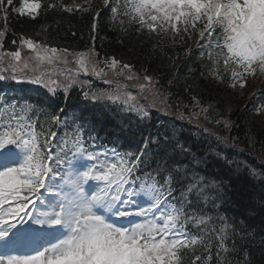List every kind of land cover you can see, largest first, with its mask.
Wrapping results in <instances>:
<instances>
[{"label":"snow or ice","instance_id":"6c2138e0","mask_svg":"<svg viewBox=\"0 0 264 264\" xmlns=\"http://www.w3.org/2000/svg\"><path fill=\"white\" fill-rule=\"evenodd\" d=\"M102 4L108 8L110 0ZM12 5L13 0H0L4 22L0 80L38 85L49 98L61 90L67 94L75 79L66 76L68 83L62 84L52 76L58 65L69 63V57L78 66L76 75L103 78L109 68L114 75L127 71L126 79H139L131 65L115 57L98 59L95 36L93 47L78 53L25 37L20 48L32 53L27 59H22L20 48L3 50ZM21 5L11 8L12 12L33 20L42 9L72 14L92 12L94 6L93 0L81 4L73 0L68 5L63 0L47 5L42 0H21ZM110 11L114 20L117 15L127 17L138 33L170 34L173 44L195 37L200 56L211 62V75L220 82L228 75L232 88L245 87L247 78L258 71L264 74V0H115ZM99 15V11L93 13V32ZM189 54L191 49H185V55ZM144 80L147 83L139 85L141 90L153 82L149 76ZM121 87L126 86L117 84L113 92L83 95L92 101L119 103L127 111L148 117L147 110L130 103L134 96L125 92L121 97ZM42 111L30 101L0 100V264H212L213 241L216 264H231L228 253L236 250L235 239L231 247L227 243L234 235L232 226L210 227V215L188 209L189 194L199 197L203 193V177H193L175 196L173 183L179 167L141 169L142 164L147 166V140L139 152H121L98 146L90 133L85 138L79 124L71 134L66 131L58 138L54 128H66L67 116L44 112L41 119ZM216 123L230 128L227 121ZM176 148L185 150L181 144ZM189 225L198 232L189 231ZM248 258L245 252L244 259Z\"/></svg>","mask_w":264,"mask_h":264},{"label":"trees","instance_id":"16d2710c","mask_svg":"<svg viewBox=\"0 0 264 264\" xmlns=\"http://www.w3.org/2000/svg\"><path fill=\"white\" fill-rule=\"evenodd\" d=\"M65 1L63 3L68 5ZM49 2L58 0H45V5ZM83 2L76 0L77 4ZM114 3L115 0H110L109 7L104 9L102 0H93V10L87 13L42 9L33 20L12 12L11 8L22 6L21 0H13L4 44L15 50L19 38L26 36L79 51L95 36L98 59L115 57L153 78L158 98L165 104L161 108L193 122L197 120L194 111L205 116L218 133L225 135L227 145L233 150L226 149L214 135L188 126L177 117L160 120L156 111H150L146 118L129 111L126 121L113 111L115 109L109 113L95 112L91 135L97 138L98 144L131 152H139L147 140V148H144L147 166L142 164L141 169L179 167L180 174L173 183L175 196L193 182V177L197 180L203 177L200 181L203 193L199 197L189 194L192 203L188 209L210 215V227L218 229L222 223L232 226L234 235L227 243L231 247L235 239L236 250L228 253L231 264H264V110H257L264 106V92L254 93L255 84L250 77L243 88L230 87L228 75L223 82L216 80L211 75V62L202 58V50L195 47V37L173 44L170 34L138 33L135 24L129 26L127 17L117 15L114 20L110 11ZM96 10L101 12L93 32ZM121 19L125 21L123 25L119 23ZM3 27L4 22L0 20V28ZM185 49H191V54L185 55ZM129 81L139 82L137 79ZM217 120L229 122L230 128L225 129ZM177 144L183 145L185 150H178ZM158 179L163 183V176ZM205 197L209 199L205 201ZM189 231L198 232L191 225ZM215 251L213 241L212 264H216ZM245 252L248 260L244 259Z\"/></svg>","mask_w":264,"mask_h":264},{"label":"rangeland","instance_id":"374dc122","mask_svg":"<svg viewBox=\"0 0 264 264\" xmlns=\"http://www.w3.org/2000/svg\"><path fill=\"white\" fill-rule=\"evenodd\" d=\"M70 59H71V57H69V60ZM67 65H69V63ZM67 65H64L63 69H68V66ZM254 80H255V84L257 85V87H259L260 90H264L263 85H262V83H264V74H261L258 71L257 74L254 76Z\"/></svg>","mask_w":264,"mask_h":264}]
</instances>
